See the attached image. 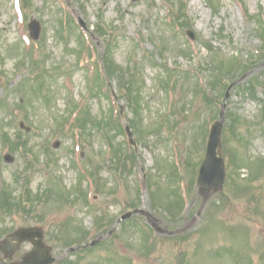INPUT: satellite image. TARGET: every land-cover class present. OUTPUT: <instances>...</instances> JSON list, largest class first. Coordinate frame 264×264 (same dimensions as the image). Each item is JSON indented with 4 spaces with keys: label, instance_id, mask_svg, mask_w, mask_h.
I'll use <instances>...</instances> for the list:
<instances>
[{
    "label": "rangeland",
    "instance_id": "obj_1",
    "mask_svg": "<svg viewBox=\"0 0 264 264\" xmlns=\"http://www.w3.org/2000/svg\"><path fill=\"white\" fill-rule=\"evenodd\" d=\"M244 1L248 9L246 14L241 0H215L217 11L212 0H68V3L67 0H21L27 22L36 18L43 24L41 38L45 33L46 40L36 41L39 52L46 51L53 56L52 60L63 64L61 73L57 74L59 70L50 72L53 76L49 79L51 101L34 99L31 103L30 94L27 95L20 83L29 77L41 83V78L34 77L32 72L44 64L34 60L33 54L38 55L37 46L23 39L27 33L16 0H0V134L9 132L20 137L19 123L24 120L26 125L33 127L28 137V151L30 147L34 151L27 155L19 150L15 163L4 164L1 154L4 156L8 144L0 138L3 162L0 164V192L7 183L11 195H20L26 188L27 178L32 180L33 189H39L42 199L38 213L25 221L37 223V219L43 217L46 224L40 223L46 232L65 224L68 231L62 236H68L71 230L76 237L75 230H83L88 234L84 243L87 244L105 233L107 239L109 228L101 230L106 226L101 218L116 221L128 211L126 205L140 200L139 208L144 209L145 214L134 215L133 228L121 233L119 225L120 232H115L107 245L86 253L83 264H237L225 252L216 254V250L224 248L235 258L237 249L244 256L251 254L249 264H264V219L254 202L247 203L243 192L249 184H242L241 199L233 197L231 188L237 173H232L230 187L227 184L225 190L231 197L222 209H214L219 199L217 195L205 201L206 193L197 184V165L204 158L210 126L219 118L224 97L221 91L225 93L233 83L223 137L229 175V164L237 161L239 165L246 164L244 159L248 155L264 158V90L257 88L255 100L250 90L243 88L252 76L264 72L263 35L260 36L257 20L250 17L264 15V0ZM68 4L85 21L89 31L84 32L87 39L86 44L83 42V51H87L91 43L92 48H96L95 54L103 52V38L94 33V25L102 14L106 22L118 30L116 61L132 68L139 66L143 72L146 85L142 102L144 125L140 128L144 127L139 135H134L135 161L127 153L130 147L126 135L110 126L113 134L118 133L113 136L114 146L122 144L120 148L126 165L124 162L112 164L113 153L103 146L100 138L81 135L83 147L79 148V138L73 137L76 117L71 113L75 106H86L98 116L103 106L105 109L111 107V102L101 104L90 93L93 76L78 66L80 58L76 50H71L77 48L76 31H81L76 20L73 27L76 31L66 29L62 38L54 34L53 21L57 18L64 19L66 27H71L65 17V11H71ZM175 15L187 17L188 27L178 29L177 21L173 20ZM187 29L195 32V41L188 37ZM22 42L33 50L27 53L28 49H22L20 54L13 51ZM210 44L213 50L209 49ZM162 60L180 71L193 72V83L179 78L181 84L170 83L158 88L155 79L163 69L151 62L160 64ZM210 64L211 68L224 70L220 80L226 82V88L222 90L223 82H220L218 87L208 90L209 99L219 97L217 104L204 100L202 92L193 93L198 82L206 89ZM112 85L117 91L115 84ZM171 86L176 91L170 97L174 105L172 112L167 102V90ZM117 105L124 108L121 121L133 118L123 100ZM117 105L115 114L119 110ZM22 137L27 139V136ZM56 140L60 141L58 148L53 147ZM24 145L19 141L17 146L26 151ZM80 152L84 155L82 158ZM246 168L241 171V178H249L250 173L260 170L254 164ZM18 171L21 178L16 180ZM89 180L93 183L89 184ZM12 181L15 184H11ZM250 184L256 195L262 192L259 198L261 209H264V180L257 179ZM5 197L10 200V193ZM250 206L256 210V218L248 211ZM210 210L217 214L208 216ZM248 216L252 218L249 220ZM20 218L18 222L7 218L1 224L0 234L10 228L13 230L18 223L23 224L25 216L21 214ZM241 222L247 226H239ZM150 224L155 227L151 228ZM148 229L151 235L143 240L142 233ZM135 233L139 241L131 245L128 240ZM181 234H186L184 239L176 238ZM46 241L53 246L57 258L68 248L56 237L50 240L48 235ZM28 249L25 245L22 251ZM115 252L118 254L111 259ZM125 258L131 261L128 263Z\"/></svg>",
    "mask_w": 264,
    "mask_h": 264
},
{
    "label": "water",
    "instance_id": "obj_2",
    "mask_svg": "<svg viewBox=\"0 0 264 264\" xmlns=\"http://www.w3.org/2000/svg\"><path fill=\"white\" fill-rule=\"evenodd\" d=\"M223 124L224 113L222 112L221 120L212 126L206 158L200 169L199 183L204 190H210L213 188L214 191L217 192L221 189L224 181V161L217 155V148H221V132ZM27 239L32 241L35 245V249L31 253L27 254L22 262L17 264H50L53 262V259L48 256L49 250L47 248H43L42 233L37 228L20 230L11 235L7 241L12 242L17 240L18 244H12L11 246L12 249H15V247L17 248L22 241ZM41 249L43 250L42 252Z\"/></svg>",
    "mask_w": 264,
    "mask_h": 264
},
{
    "label": "trees",
    "instance_id": "obj_3",
    "mask_svg": "<svg viewBox=\"0 0 264 264\" xmlns=\"http://www.w3.org/2000/svg\"><path fill=\"white\" fill-rule=\"evenodd\" d=\"M262 24L264 25V22H263V21H262ZM105 68H106V74L109 76V74L114 73V71L117 69V66L111 65V63L107 60V61H105ZM116 72H117V70H116ZM134 78H135V76L131 74V75L129 76V78L127 79V82H126V83H127V85L130 86V89H129L130 94H131V95H134L135 97H136V96L140 97V93H141V91L136 92V91H135V88H134V86H133L135 83H137V86H138L139 81H136V82L133 84V79H134ZM136 98H137V97H136ZM139 99H140V98H139ZM129 105H130L132 108L135 109V107H140V102H139L138 99H135V103L129 101ZM102 120L104 121L105 119L103 118ZM193 183H194V181H193ZM252 194H253V193H252ZM239 197H240V194H239ZM240 198H241V197H240ZM171 207H173V206H171ZM257 207H258L257 210L260 211V206H257ZM173 208H176V207H173ZM261 213L264 215V211H262ZM213 215H214L213 212H210V213H209V216H210V217L213 216ZM146 240H147V238H146ZM225 252H231V251L225 249ZM238 257H239V256H238ZM250 261H252V258H251V257H250ZM74 262H75V261L71 260V263H70V261L67 259V260H64L63 262H61L60 264H74ZM77 263L81 264V261H80V262L78 261ZM130 264H132V262H130ZM179 264H184V263H183V262H180Z\"/></svg>",
    "mask_w": 264,
    "mask_h": 264
}]
</instances>
